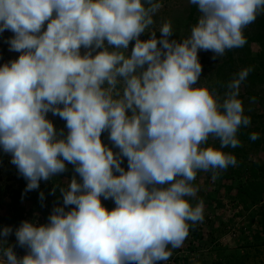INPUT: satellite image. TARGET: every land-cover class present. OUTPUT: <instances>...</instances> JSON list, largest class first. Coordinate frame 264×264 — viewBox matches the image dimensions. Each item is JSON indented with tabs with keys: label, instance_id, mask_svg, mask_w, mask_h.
Here are the masks:
<instances>
[{
	"label": "clouds",
	"instance_id": "9594fccd",
	"mask_svg": "<svg viewBox=\"0 0 264 264\" xmlns=\"http://www.w3.org/2000/svg\"><path fill=\"white\" fill-rule=\"evenodd\" d=\"M189 3L200 16L178 41L169 39L171 21L156 37L159 0H0V33L11 31L9 50L20 53L0 65V147L27 181L25 192L68 164L79 177L60 188L63 204L47 223L15 229L24 256L8 244L13 229L0 230V264H159L183 245L187 222L203 220V202L187 199L198 191L192 181L200 171L215 180L236 165L222 149L238 147V130L251 123L238 98L251 69L221 99L196 86L198 52L215 60L243 47V30L264 13V0ZM50 112L66 121V135ZM104 132L118 151L102 142Z\"/></svg>",
	"mask_w": 264,
	"mask_h": 264
},
{
	"label": "rangeland",
	"instance_id": "374dc122",
	"mask_svg": "<svg viewBox=\"0 0 264 264\" xmlns=\"http://www.w3.org/2000/svg\"><path fill=\"white\" fill-rule=\"evenodd\" d=\"M159 2L163 7L154 16L155 23L152 26L156 31V37L160 38L159 28L162 24L171 21L174 34L169 39L181 41L187 38L200 16L197 7L192 10L193 5L189 0ZM261 15L264 17V13ZM258 16L259 14L257 18ZM252 27L254 26L250 24L243 30L246 43L243 47L230 49L231 56L226 50L224 56L214 60L213 52L203 50L198 52L202 73L196 86L214 88L221 99L227 91V84L241 70L251 69L240 86L238 96L243 102L244 114L250 117L251 123L239 130L248 139L240 140L241 137L237 136L241 142L238 147L222 149L236 157L235 166L220 171L215 180L212 179L211 172L200 171L192 181L198 191L195 197L187 199L192 206L203 202V220L195 225L191 221L187 222L190 225L189 234L180 248L171 249L172 256L169 258L171 264H264L262 235L264 231L259 224L260 217L256 214L258 207L250 205L244 210L237 203L236 195L239 187L243 190L255 189L256 196L264 200V40L255 41L252 37H250L252 40L249 39ZM13 35L7 30L0 33V65L15 60L20 55L9 50L7 41ZM150 36L151 33L146 31L141 34L140 39L147 40ZM134 44L135 41L130 42L128 54L131 53ZM85 51L86 49L82 48L81 54ZM47 118L53 122L58 132L63 129L65 135L67 134L66 121L52 115L51 112ZM252 133H257L259 138L250 139ZM101 139L104 144L113 147L107 132L102 133ZM209 145L220 148L218 139L210 138ZM113 151L118 149L113 147ZM68 165L71 170L48 181L42 180L38 189L25 192L27 181L11 163V155L4 153L0 147V230L4 227L13 229V234L6 239L8 244L13 245L18 257L24 256L27 249L17 244L15 229L23 221L47 223L53 208L63 204L60 188L66 187L74 175L79 179L78 174L74 172V166ZM122 166L127 168L126 159ZM237 169L242 172L240 176L236 175ZM37 191L44 193L43 201L40 200V193H36ZM101 201L108 210L115 207L112 199L104 200L102 197ZM194 232L201 233L203 240L193 239ZM248 242L250 246L245 245ZM225 256L230 258V263Z\"/></svg>",
	"mask_w": 264,
	"mask_h": 264
},
{
	"label": "trees",
	"instance_id": "16d2710c",
	"mask_svg": "<svg viewBox=\"0 0 264 264\" xmlns=\"http://www.w3.org/2000/svg\"><path fill=\"white\" fill-rule=\"evenodd\" d=\"M194 9H196L195 5H193L192 10H194ZM251 25L254 27H252L253 31L250 34L251 36H249V39H251L250 37H252V39L255 41L264 40V17H262V15L259 14L257 20L254 23H252ZM228 53H229V56H231L230 50H228ZM239 130L237 132V136L241 137L240 140L248 139V137L244 136L240 132L241 130L240 131ZM67 169L71 170V167L69 165H67ZM246 172H248V171H246ZM241 173H242L241 170L237 169L236 175L240 176ZM229 189H231L230 186H229ZM36 193H41V191H37ZM256 193H257V191L255 189H253V190L244 189L243 190L242 187H239V189L237 190V194H236L237 195V203L240 204L244 210H247L250 205L258 207V211L256 212V214L260 217L259 224L262 227V231H264V200H262L261 198L256 196ZM250 223H252V222H250ZM262 235H264V234H262ZM192 237L195 240H203V238H204L201 233H196V232H194L192 234ZM245 245L250 246L249 242L247 244L245 243ZM225 258H227L228 263H230V261H231L230 258H228L227 256H225Z\"/></svg>",
	"mask_w": 264,
	"mask_h": 264
},
{
	"label": "built area",
	"instance_id": "2783aa9c",
	"mask_svg": "<svg viewBox=\"0 0 264 264\" xmlns=\"http://www.w3.org/2000/svg\"><path fill=\"white\" fill-rule=\"evenodd\" d=\"M159 264H171V261H170V260H167V261H161V262H159Z\"/></svg>",
	"mask_w": 264,
	"mask_h": 264
}]
</instances>
